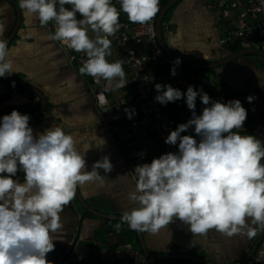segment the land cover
Here are the masks:
<instances>
[{"label": "crops", "instance_id": "1", "mask_svg": "<svg viewBox=\"0 0 264 264\" xmlns=\"http://www.w3.org/2000/svg\"><path fill=\"white\" fill-rule=\"evenodd\" d=\"M235 1L241 6L228 9L224 0H216L211 8L202 0H181L164 13L161 39L168 52L185 63L191 84L206 78L209 83L201 84L207 86L209 93H235L230 100H240L247 110L240 134L260 139L253 130L248 107L255 101H264V56L239 49L226 35L237 24L238 17L251 25L245 0ZM18 4L19 0H0V23L5 25L0 39L7 41L8 59L14 69L11 75L0 78V117L16 110L30 116L29 126L34 135L55 125L73 135L81 154L90 145L84 153L86 172L92 171L93 164L104 156L112 164L110 172L97 169L98 177L79 184L74 199L60 213L63 228L54 240V250L46 255L50 264L74 261L85 250L89 251L92 264H125L122 253L131 250L147 258L150 264L243 263L258 246L263 231L253 238L229 237L215 229L193 234L178 220L156 234L133 231L126 224L117 229L123 211L136 206L128 201L135 188L136 179L130 172L136 163L135 155H146V163H150L163 154L162 147L149 118L139 108L137 91L128 84L130 75L125 69L128 82L119 89L115 88L116 81L80 74L79 68L85 62L80 60L82 52L49 39L55 32V22L41 25L34 17L26 16ZM116 6L119 10V0ZM119 21L139 24L130 22L123 12ZM88 35L94 38L95 34L90 31ZM110 39L111 55L106 59L111 63L120 60V54L113 37ZM139 50L143 52L144 48ZM148 64L154 85H165L160 64ZM98 90L112 103L111 115L114 109H120L119 120L103 121L95 102ZM249 96L253 97L251 103L246 101ZM133 109L134 114L128 118L126 110ZM161 109L170 131L191 118L182 98L161 105ZM181 135L198 139L193 128ZM14 179L22 183L23 171Z\"/></svg>", "mask_w": 264, "mask_h": 264}, {"label": "clouds", "instance_id": "2", "mask_svg": "<svg viewBox=\"0 0 264 264\" xmlns=\"http://www.w3.org/2000/svg\"><path fill=\"white\" fill-rule=\"evenodd\" d=\"M119 5L118 10L113 0L18 4L41 25L55 22L49 39L86 55L80 74L116 81L117 89L128 82L123 61L110 63L106 57L111 55L110 37L119 31L121 12L130 22L144 24L160 10L159 0H119ZM4 32L0 23V36ZM8 55L7 41L0 39V78L14 71ZM170 75H175V68ZM155 90L162 106L184 98L192 116L164 140L177 146L176 152L134 168L135 188L128 201L136 206L123 211L117 229L126 224L130 230L156 234L175 218L193 234L215 229L229 237L253 238L264 231V141L240 134L247 118L241 101H212L191 85L183 93L171 85L156 84ZM197 97L207 106L200 115L195 112ZM246 101L251 103L253 97ZM133 114L134 109L126 110L128 118ZM29 120L28 114L16 110L0 117V264H50L46 255L54 250L63 228L60 213L74 199L77 186L98 177L97 169L112 170L104 156L86 172L84 153L90 145L81 154L73 135L55 125L34 135ZM189 128L198 139L181 135ZM21 170L22 183L14 179Z\"/></svg>", "mask_w": 264, "mask_h": 264}, {"label": "built area", "instance_id": "3", "mask_svg": "<svg viewBox=\"0 0 264 264\" xmlns=\"http://www.w3.org/2000/svg\"><path fill=\"white\" fill-rule=\"evenodd\" d=\"M159 0V12L149 22L144 24H129L119 21V31L113 36L116 47L120 54V60L123 61L124 69L129 73L130 79L128 84L135 86L137 91L136 101L139 108L149 118L156 138L162 147L163 154L176 152L177 146L167 145L164 143L170 132L169 126L163 118L161 104L156 102L155 97L159 94L155 90L153 79L150 77L146 65L150 62H158L164 71V84L171 85L175 89L185 92L188 86H193L194 90L202 89L207 93L212 101H225L235 97L233 91L221 90L216 93H209L204 84L193 85L188 81L186 68L183 64H174L176 60L168 57L160 48L157 40L156 24L159 15L162 12L163 2ZM216 0H202L209 8L212 7ZM228 9H235L241 4L235 0H224ZM246 13L251 20V25H247L238 17L237 24L230 28L226 35L233 41L234 45L241 50L259 51L264 53V0H245ZM116 6V0H113ZM117 7V6H116ZM118 9V8H117ZM62 45L67 47L64 43ZM143 47L144 51L140 52L139 48ZM80 60H86V55L82 52ZM175 68V75H170V69ZM95 102L98 110L104 116V122H113L120 119V109H114V115H111L112 103L106 98L105 94L98 90L95 94ZM183 105L190 116L191 110L186 106L184 98ZM207 107L200 102L199 97L196 100L195 112L200 115L203 108ZM248 114L253 120V130L258 137L264 141V101H255L248 107ZM136 163L131 167V174L136 179L134 168L146 163V155H135ZM175 223V218H173ZM122 259L125 264H150L145 257H139L138 254L131 250L122 253ZM62 264H92V258L88 250L80 251L74 261L65 260ZM242 264H264V231L261 240L252 252V254Z\"/></svg>", "mask_w": 264, "mask_h": 264}, {"label": "water", "instance_id": "4", "mask_svg": "<svg viewBox=\"0 0 264 264\" xmlns=\"http://www.w3.org/2000/svg\"><path fill=\"white\" fill-rule=\"evenodd\" d=\"M181 0H172L163 10H162V12H161V14L159 15V17H158V20H157V24H156V31H157V40H158V43H159V45H160V48L162 49V51L168 56V57H170V58H172V59H174V60H179L180 61V63L181 64H183V65H185V63L181 60V59H179V58H177L176 56H173V55H171L169 52H168V50L165 48V46H164V44H163V41H162V39H161V31H160V26H161V23H162V21H163V15H164V13L169 9V7H171L172 5H174V4H176V3H178V2H180ZM253 53H255V54H260V55H262V56H264V53H262V52H259V51H252ZM264 95V94H263ZM263 95L260 97V98H262L263 97ZM263 233V232H262ZM257 246V245H256ZM249 257V256H248ZM247 259V258H246ZM246 261V260H245ZM244 261V262H245ZM242 264V263H241Z\"/></svg>", "mask_w": 264, "mask_h": 264}, {"label": "trees", "instance_id": "5", "mask_svg": "<svg viewBox=\"0 0 264 264\" xmlns=\"http://www.w3.org/2000/svg\"><path fill=\"white\" fill-rule=\"evenodd\" d=\"M172 0H165L164 2H163V8L162 9H164L170 2H171ZM174 7V6H173ZM172 7V8H173ZM171 8V9H172ZM169 11H170V9H168ZM167 12V11H166ZM165 12V13H166ZM149 66H150V64H147L146 65V69H149ZM203 82H205V83H209V80L208 79H206V78H204V79H200V80H198L196 83H195V85H199V84H201V83H203ZM154 263H156V264H159V262L158 261H154ZM180 264L181 262H177V261H169V262H167V264ZM163 264V263H162Z\"/></svg>", "mask_w": 264, "mask_h": 264}]
</instances>
